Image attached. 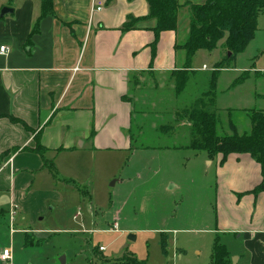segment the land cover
I'll use <instances>...</instances> for the list:
<instances>
[{"label":"crops","instance_id":"crops-1","mask_svg":"<svg viewBox=\"0 0 264 264\" xmlns=\"http://www.w3.org/2000/svg\"><path fill=\"white\" fill-rule=\"evenodd\" d=\"M52 4L53 14L40 17V0H0V11L12 9L0 16V46L7 48L0 52V193H8L0 215L8 219L13 202L23 204L16 215L29 200L41 208L38 194L56 191L66 168L91 166L98 152L129 151L134 118L159 112L165 99L176 101L174 116L191 97L185 88L197 89L189 80L178 95L172 77L185 67V52L175 46L188 32L184 12L177 30L156 34L147 0ZM129 20L134 27L124 30ZM192 63L206 71V63ZM214 162L215 231L242 240L252 264H264V192L248 193L261 180L260 165L248 154Z\"/></svg>","mask_w":264,"mask_h":264},{"label":"rangeland","instance_id":"rangeland-1","mask_svg":"<svg viewBox=\"0 0 264 264\" xmlns=\"http://www.w3.org/2000/svg\"><path fill=\"white\" fill-rule=\"evenodd\" d=\"M223 52L199 50L192 64L206 63L209 73ZM233 67L239 69L222 70L217 80L218 134H230V124L238 133L249 131L247 111L264 108V75L254 76L256 70L264 73V14L257 16L255 39ZM236 75L251 77L233 87ZM197 82L201 87L200 78ZM185 92L192 94L189 103L196 90L191 86ZM164 102L159 112L133 119L129 151L98 152L91 166L68 167L67 176L58 173L56 191L38 194L41 208L29 200L14 217L12 234L8 217L0 215V252L7 248L12 255L0 264H62L61 256L64 264H112L126 254L143 264H210L215 242L228 248L227 264H252L242 240L215 231V157L188 147L190 129L172 115L176 101ZM6 194L0 193V209L7 207ZM114 224L117 230H110ZM93 247L99 256L89 255Z\"/></svg>","mask_w":264,"mask_h":264},{"label":"trees","instance_id":"trees-1","mask_svg":"<svg viewBox=\"0 0 264 264\" xmlns=\"http://www.w3.org/2000/svg\"><path fill=\"white\" fill-rule=\"evenodd\" d=\"M147 3L148 16L156 20L152 28L156 34L177 30L179 15L183 10L187 11L185 14L188 32L181 42L175 44L185 52V67L172 72V77L178 95L183 92L189 80L197 84L193 100L174 114L178 123L183 122L190 129L188 147L194 151L205 152L208 158L219 157L220 163H223L230 154H248L261 169L260 182L248 193L256 195L264 192V109L246 110L251 121L249 131L238 133L235 126L230 124V134H218L216 128L220 122L217 114L219 109L215 105L218 76L222 70L234 68L236 57L245 51L255 37L257 16L264 14V0H203L202 2L185 0L182 3L179 0H147ZM40 7V17L53 14L52 0H40ZM131 22L132 20L127 21L122 28L132 29L134 25ZM37 31L38 22L32 29L33 33ZM216 48L224 52L213 64L209 73L191 69L192 59L197 51L212 52ZM256 72L259 73L257 76L264 75L260 71ZM199 78L201 87L197 82ZM247 78L248 75H238L231 85L241 84ZM89 255L99 256L97 248L93 247ZM228 256L225 245L215 242L210 264H227ZM112 264L143 263L135 256L126 254Z\"/></svg>","mask_w":264,"mask_h":264},{"label":"built area","instance_id":"built-area-1","mask_svg":"<svg viewBox=\"0 0 264 264\" xmlns=\"http://www.w3.org/2000/svg\"><path fill=\"white\" fill-rule=\"evenodd\" d=\"M101 4L98 5V9H100ZM0 52L1 53H5L7 52V48L5 46H0ZM19 209V205L16 204L15 202L11 203L10 208L8 210V215H9V221H10V233L12 234L15 229L12 227V222L14 221V217L17 214V211ZM79 216V212H77V214L74 215V218H77ZM110 230H117V226L116 224H114L112 226V229ZM100 251H103L104 248L102 246H100L98 248ZM12 259V255H11V250H8L7 248H3L0 252V260L3 263H8L10 262Z\"/></svg>","mask_w":264,"mask_h":264},{"label":"water","instance_id":"water-1","mask_svg":"<svg viewBox=\"0 0 264 264\" xmlns=\"http://www.w3.org/2000/svg\"><path fill=\"white\" fill-rule=\"evenodd\" d=\"M12 11V9H10V8H7V7H3L2 9H1V11H0V16H3V15H5L6 13H8V12H11ZM114 184V182L111 184V185H113ZM129 239H134L132 236H129ZM60 262L62 263V264H64L65 263V256H61L60 257Z\"/></svg>","mask_w":264,"mask_h":264}]
</instances>
